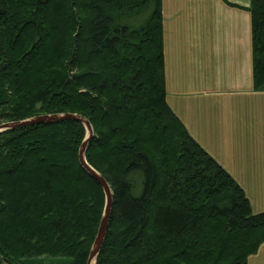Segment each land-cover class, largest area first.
Wrapping results in <instances>:
<instances>
[{"label": "trees", "instance_id": "16d2710c", "mask_svg": "<svg viewBox=\"0 0 264 264\" xmlns=\"http://www.w3.org/2000/svg\"><path fill=\"white\" fill-rule=\"evenodd\" d=\"M264 91V0H251ZM77 113L113 206L96 264H248L264 211L166 100L162 0H0V123ZM75 120L0 132V253L86 264L106 195ZM1 264V262H0Z\"/></svg>", "mask_w": 264, "mask_h": 264}, {"label": "crops", "instance_id": "0c3cea01", "mask_svg": "<svg viewBox=\"0 0 264 264\" xmlns=\"http://www.w3.org/2000/svg\"><path fill=\"white\" fill-rule=\"evenodd\" d=\"M250 4L162 0L166 100L191 136L242 186L253 211L261 212L264 91L254 86ZM248 264H264V242Z\"/></svg>", "mask_w": 264, "mask_h": 264}, {"label": "water", "instance_id": "95a60500", "mask_svg": "<svg viewBox=\"0 0 264 264\" xmlns=\"http://www.w3.org/2000/svg\"><path fill=\"white\" fill-rule=\"evenodd\" d=\"M63 120H75L81 122L85 125L87 130V135L85 140L80 146L79 149V160L86 170V172L91 175L94 179H96L100 185L103 187L106 195V203L104 208V213L101 218L100 226L97 231L96 238L92 245L88 260L86 264H96L97 258L100 254L101 248L103 246L104 240L107 235V231L109 228V222L112 212L113 206V190L108 182V180L102 175L98 170H96L87 160L86 154L89 147V143L92 141L94 137V128L92 123L86 117L77 114V113H46L35 115L33 117L19 120V121H11V122H3L0 123V132L8 130V129H15V128H22L26 126L36 125L40 123L46 122H58ZM0 262L1 264H13L8 258L0 253Z\"/></svg>", "mask_w": 264, "mask_h": 264}, {"label": "rangeland", "instance_id": "374dc122", "mask_svg": "<svg viewBox=\"0 0 264 264\" xmlns=\"http://www.w3.org/2000/svg\"><path fill=\"white\" fill-rule=\"evenodd\" d=\"M187 83L183 84V85H186ZM200 87H203V88H210L211 86H215V83H192V87L194 88H199Z\"/></svg>", "mask_w": 264, "mask_h": 264}]
</instances>
